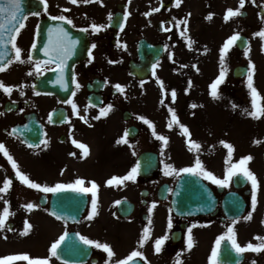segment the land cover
<instances>
[{"label": "rangeland", "instance_id": "1", "mask_svg": "<svg viewBox=\"0 0 264 264\" xmlns=\"http://www.w3.org/2000/svg\"><path fill=\"white\" fill-rule=\"evenodd\" d=\"M115 2L112 3L114 8ZM165 4L163 10L159 13L158 21L164 22V27L171 28L170 32L161 33L157 30L153 31L157 41L167 45V54L164 60L156 68V75L159 76L165 83L167 95H162L156 77L152 76L148 83L140 86V81L134 80L128 75L123 76L117 83L126 86L124 93H119L116 98L109 97L106 104H112L111 109L113 114L108 113L106 117L96 120L94 117L99 115V111L90 114L86 108L80 111L83 106L77 103V98L74 102L78 105L80 116H77L71 108L73 123L66 127L68 131L69 142L65 147L73 144V139L88 146V154H84V149L77 147L76 155L72 156L69 151L62 162L55 164L58 160V151L63 154L57 146L47 153L46 148L39 150L27 149L20 145L15 140L10 139L9 152L18 162L20 169L25 172L29 178L41 184L53 186L56 183H71L76 178L84 176L86 172L88 182L96 181L100 187L98 193L102 191L118 190L112 194H98V209L115 210L117 200L128 196L127 192L121 190L122 185L114 187L106 186L107 175L123 176L135 164L136 159L144 150L153 149L160 155V170L157 174L160 180L165 179L167 182L175 184L177 179L182 175H164V163L172 164L175 168L191 166L197 156H202L203 162L207 170L212 171L215 175L223 177L227 168L225 163L227 159L228 149L220 143L221 140L231 143L234 146L232 162H238L241 157L251 155L253 160L248 164V167L256 173L264 171V155L255 153L253 141L259 139L264 141V117L259 119L250 117L245 109L252 110V97L250 90L247 88V78L243 81H236L232 77V70L237 65L249 63V58L245 57L244 52L238 51L235 46L229 52L223 67L226 70V78L224 83L219 86V98L213 99L210 96L209 85L219 75L221 64L219 61V49L225 40L234 34L240 32L241 35H246L250 38V58L256 65L254 74V86L258 89L260 97H264V39L254 36L253 33L264 28V21L260 20L259 10L264 8V0H256V4H252L251 0H246L245 7L241 11H247L248 17L243 19L241 16L234 17L228 22L224 21V15L228 8L236 9L239 6V0H183L179 8L174 6V0H163ZM196 4V6H195ZM83 8L87 4L83 2L78 4ZM160 7L161 0H158ZM161 8V7H160ZM207 8V10H206ZM95 13H100L101 9L92 10ZM61 13L68 14L60 10ZM209 13H214L211 20L206 19ZM191 13L189 16L188 14ZM175 17V19H173ZM168 19V21H167ZM188 20L187 32L185 36H181L184 31V25L176 26V22L180 20ZM37 26L27 25L22 29V34L17 38L18 46L23 50L24 43L27 40L26 35H35ZM128 33V32H127ZM190 36L194 43L192 47H188L187 37ZM136 35L128 34L127 40H137ZM205 48L207 51H205ZM132 43V49L128 51V60L135 58ZM172 55L170 59L169 56ZM196 66L199 71H196ZM20 66V65H19ZM189 79L192 81V87L188 92ZM177 91V99L175 102L171 99V90ZM121 96V97H120ZM164 103L161 104V100ZM50 98L40 97L36 99V106L41 107ZM120 100L123 104L120 103ZM258 103L262 101L258 98ZM196 104V108L191 105ZM237 105L233 108L232 105ZM71 106V105H70ZM172 107L176 110L180 123L186 125L192 133L191 139L197 141L201 148L199 152L191 151L187 142V138L183 135V130L179 124L173 123V127L169 129L167 124L171 120V114L168 108ZM124 111H129L132 118L129 122L122 119ZM83 116L88 123H85L80 117ZM139 116H144L151 120L155 125V131L169 138L167 146L161 155L163 142L156 137L151 136L152 129L143 121L138 119ZM139 123L142 126V131L139 128ZM134 125L140 129V134L135 139H129L128 143H117L125 133V128ZM145 135L153 137L154 142L150 139L142 138ZM153 135V134H152ZM156 138V139H155ZM56 145L60 143L56 141ZM208 151L205 153V148ZM81 156H86L81 158ZM42 157V158H41ZM83 162H86L83 164ZM82 163V164H81ZM89 163V164H88ZM88 164L86 169V165ZM10 172L15 174L10 164ZM87 170V171H86ZM16 186L13 191L12 199L10 200V211L15 213L9 217L8 223H13V231L6 229L0 231V256L23 254L27 253L33 258H50V264H64L55 261V257H50L51 243L59 238L64 231L71 230L70 227L53 219L48 212L42 208L34 209L28 212L23 205L26 203L38 204V199L42 194L50 195L35 189L29 188L17 178ZM211 184V181L207 180ZM132 181H127L124 185L132 191H139L141 186L133 185ZM91 185V184H90ZM217 186L216 184H213ZM87 187V185L85 184ZM105 192V191H104ZM126 192V193H125ZM129 192V193H130ZM125 193V194H124ZM11 194V193H10ZM17 195V196H16ZM16 196V197H15ZM261 196V194H260ZM28 200V201H26ZM4 207V206H3ZM3 208H0L2 211ZM28 220L32 225L28 235H21L24 229V221ZM264 223V205L257 206L253 218L250 221V227L239 231L236 235L237 241L241 246H245L251 242L255 244L261 243L255 238L263 236L260 227L255 225ZM246 226V222H242ZM132 224L127 221L112 220L110 227L130 228ZM88 223L81 226L82 231H86ZM89 233H94L100 237L102 243L114 244L116 259H123L128 256L131 251L132 244L137 250L144 253V258L150 264H166L165 260L154 258L153 254L148 251L149 246L141 247L137 242V236L134 233H123L120 238L125 246L122 252L120 246L112 235L108 234L107 226H91ZM7 236L8 239H4ZM207 245L201 247V251L182 249L180 257L174 258L172 264H176L177 260L181 264H210V256L212 249L210 245L216 240L208 233L204 237ZM215 243L213 244V247ZM126 255H124V254ZM106 254V253H105ZM247 258L244 264H264V251L254 253L246 251ZM124 255V257L122 256ZM105 262V261H103ZM100 262V263H103ZM13 264H27V261H14ZM104 264V263H103Z\"/></svg>", "mask_w": 264, "mask_h": 264}, {"label": "snow or ice", "instance_id": "2", "mask_svg": "<svg viewBox=\"0 0 264 264\" xmlns=\"http://www.w3.org/2000/svg\"><path fill=\"white\" fill-rule=\"evenodd\" d=\"M70 2L73 5H77L81 2L84 4H91L94 3L95 0H70ZM128 5H131L132 0H127ZM252 4H256V0H251ZM39 3L43 5V9L45 12L48 10V0H39ZM99 3L103 6V0H99ZM183 3V0H174V6L179 8L181 4ZM246 0H239V6L236 9L228 8L226 10V13L224 15V21L228 22L234 17H238L242 15L241 9L245 7ZM163 0H161L160 7H163ZM160 7H153L149 11H146L143 13L144 16H151L154 12H159ZM65 12L70 11V9H64ZM40 16L41 13L39 11L30 12L25 14L24 13V0H0V72H4L13 62H31L33 60V57L31 54L28 55L27 61H25L22 58V49L17 45V37L19 36L21 30L25 28L26 24L25 21L28 19V16ZM132 15L130 11L125 10L123 15V22L120 23V29L121 31L124 30L126 22L128 21V18ZM189 16L191 13L188 14ZM214 13H209L206 17V19L211 20L213 18ZM51 19L60 21L61 23L53 26L49 29L50 37L55 34L56 39L49 40V43L45 44L44 46V52L45 55L49 58V60L56 65V70L58 71L59 75L57 76V79L55 83H59L62 87L65 89L68 88V80L66 78V69L68 67L67 61L71 59V57L75 54L76 45L80 43L78 39H73L72 35L68 32L67 28L64 27V22H66L69 25H72L73 27H76L73 20L66 15H59V16H52ZM109 21V25L111 24L113 20V14L111 12L108 13L107 17ZM175 19V17L173 18ZM260 20L264 21V14L260 15ZM163 21L161 22V30L164 32H170L171 28L164 27ZM181 24L184 25V31H182L180 34L181 36H185V33L187 32V26H188V20H180L176 22V26L179 27ZM106 27L105 24H98V23H91L89 27H84L81 29L82 32H88L89 28L95 33H99L102 29ZM254 36L260 37L261 39H264V28H261L259 31L253 33ZM241 33L235 32L231 36H229L223 45L219 49V61L221 64V68L219 71V75L216 77V79L209 85L210 87V96L213 99L219 98V86L224 83L226 78V70L223 67L225 64L226 58L229 55V52L233 49V47L236 45L238 41H241ZM188 41V47L191 48L194 41H192V38L190 36L187 37ZM9 45L11 48L9 49ZM117 46L119 47L120 44L118 42ZM37 47L36 43H33L31 45V49L35 50ZM97 45L93 43L90 48L87 49L89 60L88 63L91 64L94 60L93 56V49H95ZM167 48V45L165 46ZM205 51L207 49L205 48ZM10 53H14L10 56ZM173 54H170L169 58H172ZM245 57L249 58L248 63V69H247V88L250 90V94L252 97L251 103H252V110L248 111L245 109L247 114L250 117L259 119L261 117H264V97H260V94L258 92V89L254 86V74L256 72V65L250 58V46L244 51ZM10 56V58H9ZM109 63H116V61H109ZM157 65H153V71L152 75L156 77V81L160 86V89L162 91V95H167V89H165V83L164 81L156 75V69ZM193 67H196L195 65ZM33 71L35 74L40 75L41 73V64L39 61L35 63ZM33 71H30L28 74L32 75ZM196 71H199V68L196 67ZM72 82L75 84L76 88H80L81 85L78 83L76 76H72ZM144 81H140V86L143 88ZM16 87H22L20 85H7L4 81L0 80V90H2L5 94H7L9 97L12 95L14 88ZM115 90L119 93H124L126 86L120 83H115L113 85ZM192 87V81L189 79L188 81V88L185 89V92H188ZM21 95H24L23 91L20 93ZM39 95V93H36ZM73 96H75V92L72 93ZM258 98L262 101L261 103H258ZM171 99L173 102L177 99V91L175 89L171 90ZM64 103L71 105L72 111L77 115L80 116V112L78 109V105L72 100H66ZM164 103V100H161V104ZM192 108H196V104L191 105ZM233 108H236L237 105L233 104ZM113 108L112 104H108L106 108H100L99 115L94 117V119L99 120L101 117H106L108 113ZM11 111V109H9ZM168 112L171 114V120L167 124V127L171 129L173 127V123L179 124L180 128L183 130V135L187 138V142L190 146L191 151L199 152L201 145L191 139V132L190 129L180 123L179 118L177 116L176 110L172 107L168 108ZM3 113H0L2 115ZM82 120H84L85 123H88V121L81 116ZM49 121H53V115L50 114L48 117ZM138 119L143 121L145 124H147L152 129V134L155 136L158 140L163 142V147L161 148V155H163V150L167 146L169 138L167 136H164L162 134H158L155 131V125L154 123L147 119L144 116H139ZM27 127V126H25ZM19 129H13L9 135H16L17 132H19ZM23 133H21L22 135ZM129 135V132L126 130L123 137L120 138V140L117 141V143H128V140L126 139ZM73 144H75L77 147L84 149V154H88V146L76 141L73 139ZM41 144H43L45 147H47V140H41ZM220 143L224 145L227 149V159L225 163L228 165L225 171V175L223 177H219L215 175L212 171L207 170L199 158V156L196 157L194 164L191 166L186 167H180L175 168L172 164L164 163V175L166 176H172V175H181L186 174L189 176H196V177H203V179L211 181L213 184H216L220 187H228L230 186L232 180L236 176H243V178L250 182L251 184V211L248 212L246 216L243 217L244 220L248 221L253 218V212L257 208L258 204V192L260 190V181L256 174L251 171V169L248 167V164L251 160H253V157L249 155H245L240 158L238 162L233 163L232 157L234 152V146L226 141L221 140ZM254 144H260L261 141L259 139L253 141ZM31 148H38L39 144H29L28 145ZM0 153H2L7 160L10 162L12 169L15 170L16 177L19 178V180L28 186L29 188L35 189L37 191H42L44 193H61V192H75L79 193L81 195H87L91 194V210L88 212V215L86 217L87 220H92L98 215V189L100 185L96 181H91L90 187H86V180L82 177L76 178L71 183H56L53 186H49L48 184H41L39 182H36L35 180L29 178V176L23 172L20 169V166L18 162L14 159V157L10 154L8 148L3 142H0ZM70 155H76V153H70ZM141 171V164L137 162L125 175L123 176H112L108 180H106V186H119L124 184L127 181H136L137 177L140 175ZM13 184V181L11 178H5L3 181V185L0 186V193L7 194L9 190L11 189ZM169 192L172 191V189H168ZM0 200H3L4 207L2 211H0V231L7 230V231H13L14 229L11 228V226L8 224L9 217L12 215H15V213L10 211V202L5 199L4 195H0ZM116 205H119L122 203V201L117 200L114 202ZM157 206V202L153 201L151 204V207H149L148 211L151 213L153 209H155ZM23 207L28 211L31 212L34 209H38L41 207L39 204L35 203H26L23 205ZM45 212H48L49 209L45 208ZM171 212V210H169ZM50 214L55 217L57 220H64L63 215L56 211L55 209L51 210ZM239 218H233L232 219V225H229L227 232L220 235L216 241L215 246L212 249L211 256L209 258L210 264H218V256L220 255V249H221V242L222 241H229L231 244V249L234 250L237 254H242L246 251H252L254 253H260L261 251H264V237L257 236L256 239L260 240L261 243L254 244V243H247L245 246H241L236 238V234L233 228V225H235L238 222ZM67 221L65 220V224ZM24 229L20 233L21 235H28L30 230L32 229L33 225L26 219L24 221ZM197 225L192 224L187 228V235H186V247L187 250H190L193 247L194 240H193V228H195ZM173 227V221L171 218V215L168 217V223L167 228L171 230ZM149 233L150 229L145 228L143 230V235L141 239L138 241V243L143 246L144 243L149 239ZM68 232L64 231L62 235L59 236L58 239H56L54 242L51 243L49 252L50 257H59L60 253L59 250L61 249V246L64 244L66 238L68 237ZM79 238V241L82 242L84 245L87 246H94L96 249H102L107 254V259L105 260L104 264H136V261L134 258L136 257H143L144 253L140 250H133L127 257L123 259H116L113 261V258L116 256L115 251L113 250L112 246L108 243H101L98 240L90 239L86 235H81L79 233L76 234ZM4 239H8L7 236H4ZM170 239L169 234L166 232L164 235L159 236L154 240V250L156 253H160L165 245V243ZM71 251V249H70ZM181 253H177V257H180ZM14 261H27V264H50V258H33L27 253L23 254H13V255H4L0 256V264H13ZM65 264H68L67 261H65ZM176 264H181V261L178 259ZM238 264V262H237ZM255 264V261L253 262Z\"/></svg>", "mask_w": 264, "mask_h": 264}, {"label": "flooded vegetation", "instance_id": "3", "mask_svg": "<svg viewBox=\"0 0 264 264\" xmlns=\"http://www.w3.org/2000/svg\"><path fill=\"white\" fill-rule=\"evenodd\" d=\"M111 1L112 0H103L102 6L99 0H95L94 3L87 4L85 7L81 8L78 4L73 5L70 0H48L47 12L43 15L32 16L28 19V24L39 25L40 22L46 18L59 16L56 10L60 9L64 3H66L68 6L75 7V11L72 12L69 17L76 25V27H74L76 30L81 31L82 28L89 27L93 22L106 25L99 33L93 32L91 28H89L88 32H84L89 38L90 47L93 43L97 45V47L93 49L94 60L89 64L88 60L90 58L87 56L84 61L75 65L73 69V75L76 76L81 87L76 88L73 83V92H75V96L72 95L71 99L75 97L79 98L80 105H83L80 111L90 108L91 110H87L90 114H93L100 108L90 105L88 102L89 97L100 96L103 98L104 104H107L109 95L114 96L116 94L113 85L121 80L123 76H126L127 73V42L123 35V31L116 33L111 29V26H108L109 21L107 17L108 13L111 12ZM122 2L124 3L123 12L127 10L132 13L130 16L132 19L131 27L134 29V32L140 34V38H145L152 42L154 38L153 30H158V16L160 11L154 12L151 16L147 17L144 16L143 13L149 11L153 7H158V0H132L131 5H128L127 0H122ZM94 9H101V12L95 13L92 11ZM116 12L113 13V16ZM26 37L27 40L24 43L22 51V58L25 61H27L29 54L32 55L31 45L36 41V34L34 36L28 34ZM118 42L120 44L119 47L117 46ZM110 60L116 61V63H109ZM36 62L37 61L34 59L31 62L25 63L13 62L4 72H0V80L4 81L7 85L22 86L14 88L10 97L0 90V113H3L0 115V142H3L9 150L10 139L18 140V138L14 135H9V133L15 126L25 124L27 116L35 114L38 123L44 130V140H47L48 143L50 141L52 145H55L56 141L59 142L60 146L57 148L62 151L63 154H60L58 151V157L63 158L69 151L76 153L77 150L75 144H71L68 147L69 149L65 147L69 142V138L68 135L63 132L65 128L69 126L70 122L73 123L72 111L68 104L62 103L55 96L43 94L35 90L37 79L55 68L52 63L39 61L42 74L37 75L33 71ZM30 71H33L32 75L28 74ZM21 91H23L24 95L20 94ZM36 93H39V95ZM40 97L50 98L49 101L44 103L42 108L36 106V99ZM9 109H11V111H9ZM57 111L60 112L53 118L55 124H51L48 117L53 112ZM62 111H64L65 116L62 114ZM66 120L67 122L64 125H60ZM254 151L255 153L264 155V141H261L258 145H254ZM84 157L86 156H81V158ZM255 174L260 181V190L258 193L261 194V196L258 195V202L262 201L264 203V171H257ZM12 175L13 173L11 176ZM154 177L155 175L151 178L139 179L137 181L138 184L143 187L136 192L132 198L127 199L133 203V210L128 217H122L116 210H113L106 217L105 210L98 209V215L92 220H87L86 217L91 210V195L88 194V207L82 219L79 223L70 226L79 227L84 223H88V226H107L109 227L108 234L112 235V237L117 240L123 236V233L136 232L138 234L137 242L141 239L143 230L149 228V239L143 246H140L144 247L148 245L149 250L154 253L157 258H170L176 253L179 246L186 244L187 228L190 225H197L193 228L194 244L191 249H195L199 246L207 233L217 239L220 235L227 232L229 225H232V220L225 217L220 205L217 207L215 216L177 217L173 214L170 205L171 192L165 191L164 189L162 190L161 186L164 182L158 184L157 179ZM5 178H10V162L0 153V186L3 185ZM86 185H89L88 180H86ZM123 189L126 188L123 186ZM227 192L228 190H222L221 193L217 194L219 201L223 199ZM238 193L246 202L244 215L246 216L248 212L252 210L250 182H248V186L245 189L238 191ZM0 195H4L5 197L10 196V190L7 194L0 193ZM162 197H164V200L161 199ZM153 201L157 202V206L149 213L148 209L151 207ZM0 204H4L3 200L0 201ZM169 210H171V212ZM169 215H171L173 221L171 230L167 228ZM112 220L127 221L130 222L132 226L126 230L123 228H112L110 227ZM249 222L250 220H248V223ZM249 227L250 224L239 227L238 222L233 225L236 235L239 231H243V229L246 230ZM166 232L169 234L170 239L165 243L162 251L156 253L154 250V240L164 235ZM262 234H264V228ZM88 237L102 243L101 238L94 234L89 233ZM176 240L178 241L177 243ZM121 243L122 241L119 242V244ZM91 247L93 249V258H96L97 263H99L105 252L102 249H96L94 246Z\"/></svg>", "mask_w": 264, "mask_h": 264}, {"label": "water", "instance_id": "4", "mask_svg": "<svg viewBox=\"0 0 264 264\" xmlns=\"http://www.w3.org/2000/svg\"><path fill=\"white\" fill-rule=\"evenodd\" d=\"M40 10L39 3L34 0H24V13H30ZM59 23L47 22L42 25L40 29V36L38 45L35 49L34 54L37 59L44 57L42 52L43 40L45 32H48L49 29ZM67 28L68 32L72 35L73 39L79 38L78 35L74 34L71 29ZM50 35V34H49ZM55 36V34H53ZM237 45L240 49L245 48L248 45V42L245 38L242 37L241 41L237 42ZM11 46L9 45V49ZM144 53H140V56L143 64L146 65L143 70H139L134 64L130 65L131 71L133 75H136L138 78H144L148 76L151 65L160 59L163 50L161 47H151L148 45H143ZM85 51V47H77L75 49V54L67 61V69H66V78L68 80V88L65 89L59 83H55L57 76L59 75L58 71L41 78L38 80L36 84V89L42 92H48L52 94H56L61 100H66L69 98L72 92V79L70 70L72 66L83 58V54ZM152 55V59L149 61L146 59L148 55ZM12 53H10V56ZM146 55V56H144ZM9 56V58H10ZM248 66L246 67H237L234 70L235 78H242L246 76ZM126 118L129 116L127 113L125 114ZM27 127H18L20 131L16 133L24 142L28 144H41L42 140L41 130L37 123L30 121ZM129 136L133 138L137 134L136 128H130L128 130ZM21 133H23L21 135ZM138 162L141 164L140 175L148 176L153 173L158 168V156L153 153H144L142 154ZM235 181L242 182V177H236ZM243 186V183L240 184ZM233 200H227L226 207H233ZM87 199L84 195L75 192H61L55 193L53 196V200L51 203V210L55 209L60 212L65 220H68L72 223L78 221L81 217L85 207H86ZM125 203H122L119 208H124ZM190 207L192 212L195 214L199 213H208L215 206V199L213 198L212 191L203 184V182L196 176L184 175L178 182L173 198V210L177 215H185V211L187 207ZM243 210V206L241 205L238 208L237 215H241V211ZM71 249V251H70ZM58 259L62 261H67L70 264H81L85 263L89 260L91 255V250L87 245H84L79 241V238L75 234H69L66 238L64 244L61 246L59 250ZM244 257L240 254H237L231 247L224 245L220 249V255L218 256L219 264H238L242 262ZM131 264V263H130ZM136 264H142L140 261H136Z\"/></svg>", "mask_w": 264, "mask_h": 264}]
</instances>
